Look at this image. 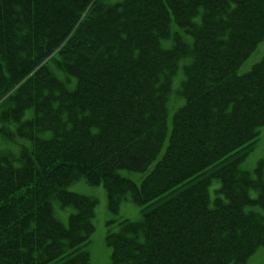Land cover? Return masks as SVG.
<instances>
[{
  "label": "trees",
  "instance_id": "obj_1",
  "mask_svg": "<svg viewBox=\"0 0 264 264\" xmlns=\"http://www.w3.org/2000/svg\"><path fill=\"white\" fill-rule=\"evenodd\" d=\"M263 39L264 0H0V134L16 149L0 152V264H90L94 201L66 190L80 177L103 185L111 210L126 195L143 206L106 234L107 264H235L264 246L262 218L245 210L264 208V191L247 192L263 184L238 169L264 127V57L236 74ZM53 50L72 89L35 70ZM236 176L244 188L227 185ZM52 200L74 208L66 224Z\"/></svg>",
  "mask_w": 264,
  "mask_h": 264
},
{
  "label": "rangeland",
  "instance_id": "obj_2",
  "mask_svg": "<svg viewBox=\"0 0 264 264\" xmlns=\"http://www.w3.org/2000/svg\"><path fill=\"white\" fill-rule=\"evenodd\" d=\"M198 16L195 18L197 20ZM172 30H174V25H172ZM179 32H182V29H178ZM174 35H172L173 37ZM186 38H189L190 35L184 33ZM163 47H169L171 45L170 38L164 39L161 41ZM56 50L51 52V55H55ZM264 57V39L256 46L254 51L249 55V57L239 66L236 74L242 75L246 72H249L250 69L255 65V63L259 62ZM27 56L25 57V59ZM188 58V57H186ZM186 59L179 62L177 73L171 82V91L168 95V101H165V106L167 110V115L170 118L174 111L182 104V99L178 95L177 86L179 88V82L182 78V64L185 62ZM12 63V62H11ZM57 73L58 76H63L62 71H54ZM30 96V94H29ZM13 107V106H12ZM9 106V108H12ZM15 126V125H14ZM11 141L7 138H0V152L14 150V147L10 145ZM59 144L58 147H60ZM228 149V148H227ZM1 154V153H0ZM247 154V155H246ZM244 159L239 163L240 172L244 179L247 178L246 172L250 174L252 177L254 174L258 175L259 181L263 184L261 188L257 187V184H251L252 186L249 187L250 189L247 191L248 194L253 197V200H258V195L264 191V127H262L259 131V135L257 140L254 142L252 149L247 152ZM2 155V154H1ZM210 155V154H209ZM208 155V156H209ZM240 155L238 151L232 152L229 150L226 153L225 157L230 159L237 157ZM211 158H214L212 155ZM227 161L224 159L220 162L223 164ZM246 171V172H245ZM122 174L127 175L128 177L134 180H140V178L144 174L135 173L132 171H121ZM195 175V174H194ZM256 175V176H257ZM238 179L239 182H236ZM193 180L195 183V178L193 176ZM227 179L222 181L223 184H227ZM185 183V182H184ZM232 183L235 187L244 188L242 186L243 181L240 177H232L230 180V184ZM221 183L219 178L212 177L211 181L208 185V190L210 193V203L213 204V200L215 197H222V194L217 191L220 187ZM234 190V188H232ZM67 191L77 193L80 195H84L90 197L91 199L95 200L94 206V216L92 218L93 224V231L90 234L88 243L82 248L85 250L89 255V260L91 264H107L109 257H110V247L106 245L105 242V234L106 232L115 231L118 229V223L126 218L131 221H137L141 218V210L143 206H137L132 200L126 195V198L122 200H118L114 202V212H112L108 208L106 192L102 184L99 185H91L88 183L84 178H76L74 182L69 184L66 188ZM197 191V190H196ZM160 199V197H157ZM259 202L252 205V207L248 208V205L245 207L246 211H249L252 216L255 213L260 212L264 214L263 208L259 206ZM52 209L54 216H56L61 222L64 224L67 223L68 216L72 213L74 208L72 206H63L61 205L60 201L57 200L52 201ZM9 218L12 219V216L9 215ZM20 237V239H22ZM233 264V263H229ZM237 264H264V246L258 248L247 260L242 263Z\"/></svg>",
  "mask_w": 264,
  "mask_h": 264
},
{
  "label": "bare ground",
  "instance_id": "obj_3",
  "mask_svg": "<svg viewBox=\"0 0 264 264\" xmlns=\"http://www.w3.org/2000/svg\"><path fill=\"white\" fill-rule=\"evenodd\" d=\"M168 38L172 39L171 37H168ZM164 39H167V38H164ZM30 102H31L30 100H28V99H26V98H23V97H19V99H18V104H19V105H22V106H24L23 104L28 105ZM25 107H26V106H25ZM19 128H22L23 131H26V130H27L26 127H25V129H23V126H21V125L19 126ZM180 173H181V172H180ZM164 180H165L164 182H167L166 179H164Z\"/></svg>",
  "mask_w": 264,
  "mask_h": 264
}]
</instances>
